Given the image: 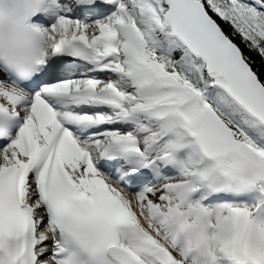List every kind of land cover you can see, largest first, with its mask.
Listing matches in <instances>:
<instances>
[{
    "label": "snow or ice",
    "instance_id": "snow-or-ice-1",
    "mask_svg": "<svg viewBox=\"0 0 264 264\" xmlns=\"http://www.w3.org/2000/svg\"><path fill=\"white\" fill-rule=\"evenodd\" d=\"M38 11L35 70L0 69V264H264V0Z\"/></svg>",
    "mask_w": 264,
    "mask_h": 264
},
{
    "label": "clouds",
    "instance_id": "clouds-1",
    "mask_svg": "<svg viewBox=\"0 0 264 264\" xmlns=\"http://www.w3.org/2000/svg\"><path fill=\"white\" fill-rule=\"evenodd\" d=\"M43 6L46 0H0V69L21 78L35 70L46 51L45 36L34 20Z\"/></svg>",
    "mask_w": 264,
    "mask_h": 264
}]
</instances>
